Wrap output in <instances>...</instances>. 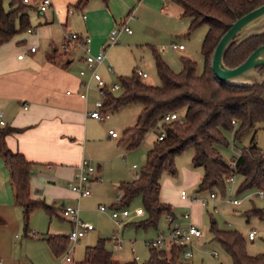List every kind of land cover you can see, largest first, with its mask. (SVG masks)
<instances>
[{
  "label": "crops",
  "instance_id": "0c3cea01",
  "mask_svg": "<svg viewBox=\"0 0 264 264\" xmlns=\"http://www.w3.org/2000/svg\"><path fill=\"white\" fill-rule=\"evenodd\" d=\"M52 1L45 12H41L37 5L31 7L29 13L33 31L18 33L0 46V112L3 114L0 120L5 122L0 121V127L11 125L19 129L7 135V144L12 150L23 153L28 160L34 162L30 180L31 197L43 199L56 207L53 214L45 210L50 218L58 215L68 222L61 227L52 218L47 227V219L41 226H37L38 222L34 220L33 226L29 223L28 229H25L24 222V233L21 234L23 207L15 200L10 170L0 155V264H85L87 249L95 246L101 239L104 240V247L111 254L112 261L90 264L138 262L139 258L133 254L134 247H131L133 253L130 255L123 252V240L122 246L114 250L109 246L111 238L103 235L100 229L87 235L95 227L86 231L76 242L70 240L67 250L62 254H56L46 239L50 234L68 235L73 222L63 216L62 206L68 201L89 196H79L71 188L84 159L96 166L92 189L96 183L104 181L106 175L112 174L115 178V190L119 193L121 182L134 180L136 173L140 171L137 163L121 164L118 160H124L132 153L131 136L125 133V129L130 126L122 129V136L113 127L104 126L105 129L100 132L96 121L106 120L111 115L105 119L89 115L96 102L88 97L89 89L85 97L81 95L85 90L83 83L88 77L90 82L96 81L90 77V73L80 75V70L86 67L85 50L83 49L84 54H68L63 59L49 57L48 53L50 46L57 50L56 45L63 46L65 42H70L67 36L71 32L91 35V50L99 52L102 45L110 41V33L117 18L122 19V7H131L136 0H89L82 5H78L79 0ZM174 3L177 2L139 0L135 7L138 13L135 17L144 20L143 11L140 10L142 5L154 6L159 12H166L170 16L178 17L180 14L187 17L183 15L182 6L177 3L181 6L179 8ZM75 11L82 12L83 22L73 16ZM32 45L37 47L34 52L30 51ZM71 47L78 49L73 42H70ZM186 48L185 45L184 49L178 50ZM20 53H23L22 57H19ZM106 61L107 55L104 62ZM148 76L149 73L146 77ZM141 108L142 106L138 108L137 118ZM112 110L109 109L110 112ZM110 129L116 130L118 135L112 136ZM92 194L93 191L90 195ZM160 198L165 201L162 190ZM114 203L115 200L110 207H115ZM77 208L80 214V208ZM166 224L168 227L167 221ZM67 253L71 255V260L66 259Z\"/></svg>",
  "mask_w": 264,
  "mask_h": 264
},
{
  "label": "trees",
  "instance_id": "16d2710c",
  "mask_svg": "<svg viewBox=\"0 0 264 264\" xmlns=\"http://www.w3.org/2000/svg\"><path fill=\"white\" fill-rule=\"evenodd\" d=\"M89 0H79L78 5ZM183 8V15L190 18L189 29L200 25L208 26L204 36L201 53L204 69L198 73L197 62L183 55L182 69L175 72L163 58L160 51L152 46L160 84H151L133 70L130 75L119 76L120 93L107 91L103 110H116L125 104L139 103L142 108L133 126L125 129L131 136L130 147L138 146L145 134L160 126L165 137H157L147 152L146 164L139 176L131 181H123L120 189L124 192L122 201L115 206H127L136 196H141L147 217L138 223L139 227L157 226L164 213L174 215L172 206L161 200V176L164 172L177 175L175 157L189 145L195 146L192 161L203 168L198 183L199 191L218 189L226 191L228 178L240 175L239 191L256 187L264 190V151L252 142L240 150L235 166L226 160L220 145H228L225 131L233 129L235 139L264 119V82L253 86L229 84L220 80L213 69L215 48L241 15L262 4L264 0H170ZM33 5L23 0H0V46L10 41L16 34L33 29L30 9ZM264 43V33L257 34L236 44L233 41L224 54L225 63L235 66L244 61L260 44ZM264 71V64L259 66ZM184 122L163 121L165 114L182 111ZM233 120H236L235 124ZM160 129V130H161ZM19 130L11 125L0 127V155L10 170V180L14 197L23 207L25 229L29 228V218L36 208L42 207L49 214L56 207L43 199H34L30 194V180L34 162L19 151L12 150L7 144V135ZM113 205V206H114ZM248 215L264 219V208L253 206ZM214 238L222 243L231 254L234 264H264V253L251 255L247 251L246 237L238 230L219 229L212 225ZM47 241L56 254L64 253L70 243L68 235L50 234ZM149 263L152 264H190L181 256V246L170 248H150ZM111 254L104 247V240L87 249L85 264L94 262L110 263ZM125 264H139L136 260Z\"/></svg>",
  "mask_w": 264,
  "mask_h": 264
},
{
  "label": "rangeland",
  "instance_id": "374dc122",
  "mask_svg": "<svg viewBox=\"0 0 264 264\" xmlns=\"http://www.w3.org/2000/svg\"><path fill=\"white\" fill-rule=\"evenodd\" d=\"M138 1L136 0L129 8L125 9L124 6L122 7V19L120 17L117 18L118 21L113 27L118 28L123 21H126L133 32L122 31L117 43L107 47V61L98 66V72L105 78L107 83L110 85L119 83V76L130 75L134 69L140 68L149 73L148 77L142 76L145 81L151 84H160L161 80L157 72L151 45L160 51L163 58L175 72L182 69L181 57L185 55L197 62V71L201 73L204 69V57L201 53V47L208 26L203 24L190 30L189 17H182L180 14L178 17L170 16L166 12H159L154 6L144 5L140 7V10L143 11L142 17H144V20H139L135 17L138 14L135 10V7L138 6ZM174 4L179 6V8L181 7L177 3ZM5 7L9 8V0H5ZM73 16L83 22L81 11H75ZM24 33H28V31H24ZM173 42L184 43L187 46L186 50L173 48ZM163 46L165 47L164 49ZM56 47H58L57 50H54V46L48 48L49 57L63 59L68 54L78 56L85 53L81 47H77L78 49L71 47L67 51L64 50L62 45L58 44ZM90 47L92 49L91 44ZM40 50L42 51V48ZM92 53L95 54L97 52L92 51ZM76 71L79 73V69ZM86 80L90 83L88 97L95 99V102L101 100L103 97L97 82H90L89 77ZM113 92L118 95L120 89ZM140 107L141 104L139 103L125 104L119 110H112L110 118L96 121L97 128L102 132L105 129L104 126L113 127L122 136V129L133 126L136 123L137 111ZM181 113L183 114V110ZM234 126L233 129L225 131L229 144L220 145V150L226 160L231 161L238 156L241 149L249 146L252 142L256 143L264 151V119L257 121L255 126L246 130L239 139H235V131L238 124ZM160 129L161 127L157 126L149 130L145 134L143 141L132 148L131 155L125 157L124 160L118 159L119 163H137L139 165L138 170H141L146 164L148 149L157 139ZM195 151V146L189 145L175 157L177 175L164 172L160 179L164 202L171 204L174 215L183 224L193 223L202 231V236L193 241L192 257L184 260L190 264H234L231 254L220 241L214 238L213 224L219 229L240 231L246 237L249 254L259 255L264 253V219L257 215H248V211L254 205L264 208V195L260 196L259 189L256 187L239 191L241 176L238 174L234 176V182L230 181L227 184L225 192L218 189L199 191V177L203 172V168L196 166L192 161ZM114 181V175H106L104 181H100L93 186L92 195L83 197L80 200L66 202V206L79 207L81 218L94 225L95 229L87 235L93 234L100 229L103 235L111 238L114 231L120 229L111 212H103L99 208L100 204L110 208L112 202L116 200L118 191L115 190ZM183 189L187 192L186 198L181 196ZM212 191L217 196L214 199H209L208 203L203 204L202 200L209 197ZM234 199H237L238 202L235 203ZM71 202H74V204H71ZM127 208L130 214L123 219L124 225L120 230L124 245L122 250L130 255L133 253L131 247H134L133 254L138 256L140 264H152L148 262L151 247L148 245L147 240L156 237L160 231L166 230V213L161 216L157 226L145 228L136 225L147 217V214H143L146 211L144 210L142 197L140 195L134 197L127 205ZM36 209L30 215L29 223L31 227L34 220L36 223L38 222L37 226H41L47 219V227L52 218L61 227L68 222L58 215H53L50 218L45 209ZM185 213H188L189 216L185 217ZM22 220L21 230L23 231H21V234L24 233V219L22 218ZM253 229L256 231V236L254 239H249L248 233ZM109 246L115 250L112 239H109Z\"/></svg>",
  "mask_w": 264,
  "mask_h": 264
},
{
  "label": "built area",
  "instance_id": "2783aa9c",
  "mask_svg": "<svg viewBox=\"0 0 264 264\" xmlns=\"http://www.w3.org/2000/svg\"><path fill=\"white\" fill-rule=\"evenodd\" d=\"M24 3L30 4V5H37L39 10L41 12L47 11L50 6L52 5V0H23ZM85 16V14H84ZM29 31H33V29H29ZM122 31L126 32H132V29L127 25L126 21H123L121 25L118 28H113L110 33V41L108 43H104L102 45V48L99 52L93 54L90 44L92 41V37L89 34L83 35L78 32H71L67 38L70 42H73L75 47H81L85 50L86 56H85V62L86 67L80 70V75L85 76L86 74L90 73V77L93 78L97 82V86L100 88L102 99L98 100L96 102V106L93 110L89 112V115L91 117L97 118V119H105L108 118L111 114L109 110H103L104 105V98L107 95L108 90L115 91L117 89H120L119 83H114L112 85L108 84L105 78L98 72V66L99 64L103 63L106 58V49L111 44H116L119 38V35ZM70 42H65L63 45V48L65 51L70 49ZM173 48L176 49H184L185 44L184 43H172ZM37 47L35 45H32L30 47V51L34 52L36 51ZM23 53L19 54V57H22ZM137 72L143 76L146 77L148 73L142 69H137ZM83 85L85 86V90L82 92V96L85 97L87 95V90L90 87V83L88 81L84 82ZM3 114L0 112V117H2ZM172 120H179L180 122H184V117L180 111H172L165 114L163 121L169 122ZM1 123H5L4 120H0ZM233 122L236 124L237 121L233 120ZM110 133L112 136H117L118 132L114 129H110ZM165 131L160 130L158 133V138L163 139L165 137ZM240 154V152H239ZM238 154V155H239ZM237 157V156H236ZM234 157L230 164L232 166H235V159ZM134 166H137L134 164ZM96 171V166L90 162L87 159H84L83 162L80 165L79 171L77 172L75 176V181L71 184V188L77 192L79 196H85L90 195L92 193V187L91 183L93 179L95 178L94 173ZM139 176V172L136 173V177ZM235 175L228 178V182H234L233 178ZM100 178V177H99ZM181 195L183 197L187 196L186 191L183 189L181 191ZM259 195H264V190H259ZM124 196V192L122 190L119 191V193L116 196L115 202L119 204L122 201V198ZM217 196V194L212 191L210 193L209 197H206L202 200L203 204H206L209 202V199H214ZM234 202H238L237 199H234ZM100 209L108 212H111L112 217L116 220L118 223L120 229L116 230L111 237L115 248H120L122 246V239L120 235L121 227L123 226L124 222L123 219L127 217L130 214L129 209L127 206H115V207H108L106 205H100ZM62 214L65 218L69 219L71 222H73V228L69 232L68 236L71 240V242H76L79 238H81L86 231L94 228V225L91 222L84 221L79 214V209L74 208L71 206H62ZM185 217H188L189 214L185 213ZM166 220L168 222V227L166 230L160 231V233L154 237L147 240V243L150 247L155 248H170L174 245L181 246V256L184 259H188L192 257L193 255V241L196 238H199L202 236V231L193 223L190 224H183L179 221V219L171 214H166ZM256 231L250 230L248 233V237L250 239L255 238ZM216 254V253H215ZM138 258V256H137ZM66 259L71 260V255L69 253L66 254Z\"/></svg>",
  "mask_w": 264,
  "mask_h": 264
},
{
  "label": "water",
  "instance_id": "95a60500",
  "mask_svg": "<svg viewBox=\"0 0 264 264\" xmlns=\"http://www.w3.org/2000/svg\"><path fill=\"white\" fill-rule=\"evenodd\" d=\"M264 33V2L238 17L219 40L212 60L217 77L229 84L253 86L264 82V43L257 46L248 57L235 66L225 63L224 54L233 41H242Z\"/></svg>",
  "mask_w": 264,
  "mask_h": 264
}]
</instances>
